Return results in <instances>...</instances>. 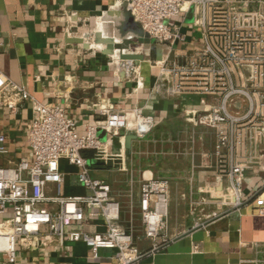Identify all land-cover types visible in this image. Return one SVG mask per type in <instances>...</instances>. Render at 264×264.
I'll use <instances>...</instances> for the list:
<instances>
[{"label": "crops", "instance_id": "obj_1", "mask_svg": "<svg viewBox=\"0 0 264 264\" xmlns=\"http://www.w3.org/2000/svg\"><path fill=\"white\" fill-rule=\"evenodd\" d=\"M178 22L186 37L178 48L190 53L200 47L202 35L192 27L191 14L181 15ZM99 23L104 36L132 35L137 47L149 51L151 60L160 59L158 46L142 39L141 30L134 31L137 25L116 0H0V73L39 103L65 106L79 135L104 121L99 111L102 106L111 105L126 113L138 110L156 120L144 138L132 132L120 133L110 147V152L120 157L114 163L95 162L92 152L83 153L91 164V177L110 185V197L120 206V222L134 230L140 250L153 244L131 216L139 214L140 182H169L168 218L162 236L155 240L159 243L165 238L168 243L140 264H264V144L262 157L247 163L242 185L245 204L239 209L221 206L227 180L219 176V163L213 155L214 131L187 121L190 113L203 109L201 98L153 92L156 70L146 61L139 69L143 88L135 91V82L109 63V56L70 41L95 45L91 35ZM30 122L29 103L14 113L0 107V134L8 149L0 165L30 158ZM99 136L104 139L102 132ZM60 170L64 176L62 195L86 194L76 184L74 167L62 160ZM49 193H55L53 186ZM70 229L104 232L103 221L88 216L81 227L73 224ZM16 264H115V260L108 251H100L94 259L83 243H77L18 250Z\"/></svg>", "mask_w": 264, "mask_h": 264}, {"label": "built area", "instance_id": "obj_2", "mask_svg": "<svg viewBox=\"0 0 264 264\" xmlns=\"http://www.w3.org/2000/svg\"><path fill=\"white\" fill-rule=\"evenodd\" d=\"M116 4L140 28L142 39L158 46L160 59L151 60L149 51L137 47L132 35H109L116 45L129 42L127 49L114 50L109 56L112 65L135 82V91L143 88L139 69L146 61L156 70L153 92L201 98L203 109L190 113L187 121L214 131L213 155L219 163V176L227 180L221 206L239 209L246 202L242 185L247 163L262 157L264 144V0H116ZM184 14H191L192 27L202 35V45L190 53L178 48L186 41L178 22ZM121 55L142 56V60L123 61ZM24 103L31 105L30 158L0 165V264H16L18 250L77 243H83L94 259L100 251L110 252L115 264H140L164 249L168 240H155L162 236L168 218L169 182L150 179L140 187L141 229L153 240L143 251L121 224L120 206L110 197V185L91 177V164L83 156L90 151L93 161L114 163L120 157L111 153L110 147L120 133L132 132L144 138L156 120L138 110L126 113L111 105L102 106L99 111L104 121L79 135L65 106L39 103L0 73V107L14 113ZM7 154L5 137L0 134V158ZM62 160L76 169V184L85 195H62ZM51 186L55 188L52 195ZM86 216L100 218L104 232L70 229L73 224L81 227Z\"/></svg>", "mask_w": 264, "mask_h": 264}, {"label": "water", "instance_id": "obj_3", "mask_svg": "<svg viewBox=\"0 0 264 264\" xmlns=\"http://www.w3.org/2000/svg\"><path fill=\"white\" fill-rule=\"evenodd\" d=\"M135 32H140V28L138 26H136L134 28ZM73 43L76 44H81L82 41L79 39H73L70 40ZM93 41L96 45H101L104 47V50L101 51L102 54H104L105 56H110L113 54L114 50H123V49H127L129 42L124 41L122 44L116 45L114 44V41L112 38L110 37H103V35L99 32L94 33L93 35ZM85 47H88V45H84ZM121 60H136V61H141L142 60V56H136V55H121L120 56Z\"/></svg>", "mask_w": 264, "mask_h": 264}, {"label": "rangeland", "instance_id": "obj_4", "mask_svg": "<svg viewBox=\"0 0 264 264\" xmlns=\"http://www.w3.org/2000/svg\"><path fill=\"white\" fill-rule=\"evenodd\" d=\"M136 48V46L132 45V49ZM115 60V59H113ZM109 63H112L111 59H109ZM145 181L140 182V187L141 185L144 183ZM132 220L133 223L135 222L136 224H140L141 225V218H140V214H132ZM127 231L131 232L134 235V230H130L129 227L127 228V226L124 227Z\"/></svg>", "mask_w": 264, "mask_h": 264}, {"label": "bare ground", "instance_id": "obj_5", "mask_svg": "<svg viewBox=\"0 0 264 264\" xmlns=\"http://www.w3.org/2000/svg\"><path fill=\"white\" fill-rule=\"evenodd\" d=\"M99 25H101L100 23L99 24H97V27H96V32H99V33H101L102 35H103V37H109V35L107 34V36H104V34H103V31H102V28H101V26H99ZM91 47L92 48H95V49H97V50H99V51H102L103 49H104V47L103 46H101V45H91ZM114 58V57H113Z\"/></svg>", "mask_w": 264, "mask_h": 264}, {"label": "trees", "instance_id": "obj_6", "mask_svg": "<svg viewBox=\"0 0 264 264\" xmlns=\"http://www.w3.org/2000/svg\"><path fill=\"white\" fill-rule=\"evenodd\" d=\"M83 156H84V155H83ZM84 157H86V155H85Z\"/></svg>", "mask_w": 264, "mask_h": 264}]
</instances>
